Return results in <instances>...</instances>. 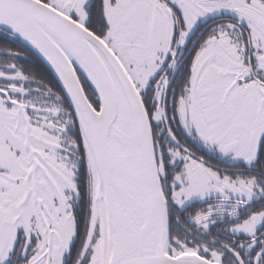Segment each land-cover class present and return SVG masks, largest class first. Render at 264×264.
I'll use <instances>...</instances> for the list:
<instances>
[{
    "label": "snow or ice",
    "instance_id": "6c2138e0",
    "mask_svg": "<svg viewBox=\"0 0 264 264\" xmlns=\"http://www.w3.org/2000/svg\"><path fill=\"white\" fill-rule=\"evenodd\" d=\"M0 264H264V0H0Z\"/></svg>",
    "mask_w": 264,
    "mask_h": 264
}]
</instances>
